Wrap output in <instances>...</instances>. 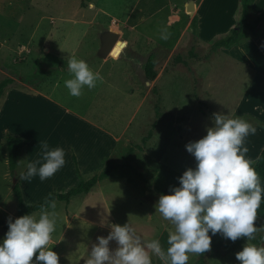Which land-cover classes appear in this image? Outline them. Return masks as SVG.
<instances>
[{
    "label": "rangeland",
    "instance_id": "rangeland-1",
    "mask_svg": "<svg viewBox=\"0 0 264 264\" xmlns=\"http://www.w3.org/2000/svg\"><path fill=\"white\" fill-rule=\"evenodd\" d=\"M188 2L192 12L186 11ZM263 9L264 0H253L247 24ZM238 20V0H0V81L11 80L6 90L29 91L27 87L34 85L60 107L46 100L36 106L30 98L19 102L22 117L15 120L26 121L23 133L33 134L37 152L23 149L14 172L0 182L4 206L0 220L15 219L16 200L10 191L14 183L23 203L31 205L47 193H64L79 180L98 174L109 161L114 169L88 193L67 204L55 201L50 250L58 254L59 264H84L97 237H107L112 224H128L142 242L158 239L166 251L173 226L155 205L161 194L179 187L178 178L186 169L195 168V158L185 146L206 135L213 114L247 115L243 118L256 133L245 138L246 158L255 160L264 144V97L248 87L249 79L264 78V16L252 32L243 31L237 44L211 48ZM165 28L171 34L167 40L160 38ZM105 31L117 34L124 45L118 56L91 60ZM243 50L251 59L247 64ZM149 54L154 56L155 77L147 82L143 65ZM72 56L103 77L93 89L85 86L79 97L70 95L64 85L71 78ZM35 111L38 122L32 130ZM91 125L111 139L108 149V143L101 142L105 137ZM43 141L50 149L64 150V166L44 181L38 175L21 180L27 163L38 159L43 163ZM69 143L75 148L74 154L68 147L70 156L65 150ZM3 152L4 144L0 158ZM71 154L76 156L77 171ZM254 226L264 227V222L256 219ZM209 235L211 250L189 253L187 264H240L236 253L247 242L264 247V230L251 241L233 242L211 231ZM4 238L0 229V244ZM117 247L116 241L109 242L110 250ZM149 254L151 264H163L150 250Z\"/></svg>",
    "mask_w": 264,
    "mask_h": 264
},
{
    "label": "clouds",
    "instance_id": "clouds-1",
    "mask_svg": "<svg viewBox=\"0 0 264 264\" xmlns=\"http://www.w3.org/2000/svg\"><path fill=\"white\" fill-rule=\"evenodd\" d=\"M170 35L165 28L160 38L167 40ZM68 72L71 78L64 85L74 97L81 96L85 86L91 90L97 81L103 82L99 72H93L75 56L68 59ZM213 118L206 135L185 146L195 158V168L186 169L178 178L179 187H173L171 194H161L155 205L173 226L166 251L158 239L142 242L128 224H112L107 237H97L84 264H151L149 250L163 264H187L189 253L202 255L211 250L209 231L235 242L238 238L254 240L255 234L264 230L254 226L264 195L252 167L260 157L246 158L249 149L244 146L245 138L254 135L256 128L241 117L214 113ZM40 147L43 163L39 159L27 163L21 180L38 175L44 181L64 166L62 148L50 149L47 141ZM55 208V200L46 199L38 215L26 214L14 221L9 218L8 231L0 244V264H33L34 256L35 264H59L58 254L49 246L55 231ZM113 240L118 245L114 251L109 248ZM236 259L240 264H264V247L247 242Z\"/></svg>",
    "mask_w": 264,
    "mask_h": 264
},
{
    "label": "trees",
    "instance_id": "trees-1",
    "mask_svg": "<svg viewBox=\"0 0 264 264\" xmlns=\"http://www.w3.org/2000/svg\"><path fill=\"white\" fill-rule=\"evenodd\" d=\"M82 1L87 2L89 0H82ZM252 2L253 0H238V9H239L238 22L235 24L233 28L229 30V33L227 35L218 37L211 43L212 49L217 50V49L230 48L231 46L237 44L242 38H244L245 36L243 32L244 30L247 29L249 32H252L253 27L256 24V22L261 17L264 16V9H263L261 14L257 18H255L251 24H247L248 9ZM154 66H155L154 56L152 54H149L143 65L144 67L143 74H144L145 81L150 82L154 79L155 77V72L153 70ZM10 83H11V80L9 79H2L0 81V99L3 96L4 89L8 85H10ZM3 142L5 145V149H6L7 168L10 172H12L15 169L16 162L21 152V149L28 143V140L21 139L10 133L5 132L3 134ZM129 153H130V150L127 152L125 157L128 156ZM257 157H260V159L257 163L253 164L252 167L258 173L259 178H260L261 187L264 188V145L261 148ZM71 160H72L75 170L77 171L74 155H71ZM113 169H114V166L108 161L103 167V169L98 174H94L85 180H79L74 187L68 189L64 193H47L44 195L43 198H41L39 201L31 205H27L23 203L18 185L14 183L11 188V192L16 200L15 219L22 215L32 214L37 211H40V206L44 203L46 199H51L57 202H63L64 204H67L72 197L88 193L98 181L106 178L109 172H111V170ZM168 194H171V193L168 192ZM15 219H12V220L14 221ZM257 219L264 222V195H262L260 208L257 210ZM0 229L3 233L6 234V232L8 231V220L7 221L0 220ZM228 245L230 244H225L224 246H228Z\"/></svg>",
    "mask_w": 264,
    "mask_h": 264
},
{
    "label": "crops",
    "instance_id": "crops-1",
    "mask_svg": "<svg viewBox=\"0 0 264 264\" xmlns=\"http://www.w3.org/2000/svg\"><path fill=\"white\" fill-rule=\"evenodd\" d=\"M96 52H97V50H95L93 52L94 55L91 54V56H92L91 60L99 61L100 58L97 57ZM247 54H248L247 51L243 50V56H245L244 57V62H243L244 64H247V60L248 59L251 60ZM254 59H256V57H254ZM257 64L259 66H263L262 64H259V63H257ZM121 71H122V69H120V72ZM262 72H264V70H262ZM121 74H122V72H121ZM26 83L29 84V85L32 84V83H29L27 81H26ZM8 86H10V85H8ZM31 86L27 87L29 89V91L16 90V89H8V90L4 89L5 91H3V96L0 99V147L2 146V144H4V142H3V134L5 132H7V133H10V134H12V135H14L16 137L21 138V139H27L28 140V143L21 149V151L24 149V151L27 152L30 149L31 150L30 154L31 153L34 154L35 152H37V150L35 148L36 145H32L33 140H34L33 134L31 136H27V135H25V133H23L24 130L22 128V126H23L22 122L24 121V125L27 128L26 121L24 119H22V122L20 120H15V118L16 119H18V118L21 119V117H22L21 113H20V110H18V108H17L19 106V102L22 99H24V98H30L33 102H35L36 106L38 104V101H40V103L42 104L43 102H45V100L47 102L49 101L48 103H52L53 105L54 104L57 105V104L53 100L50 101L48 98L45 99L44 96L41 94V92L39 90H37V88L34 85H31ZM248 87L253 93L259 94V95L264 97V78L261 79L259 77H256L255 79L254 78L253 79H249ZM57 107H59V106L57 105ZM64 113H65V111H64ZM233 116L237 117L235 115H233ZM243 116L246 117L247 115H245V114L241 115V118H243ZM74 117L78 119L77 116H74ZM245 119H247V118H245ZM34 120L35 121H34V123L32 125V130H35L37 128V122H38V112L37 111H35ZM42 121H43V119H42ZM82 122L86 123L87 125H90L86 121H82ZM91 127L93 128L92 125H91ZM93 129H95V128H93ZM95 130L99 134H101L102 136L105 137V140L101 141V142H103V145L108 143V147L106 148V149H108L109 146L111 145V139L106 134L101 133L97 129H95ZM69 146H71V149H72L73 153L75 154V148L73 147L72 143H69L68 146L65 147V150H66V153L68 154V156H70L69 153H68V147ZM74 154H71V155H74ZM76 160L77 159H76V156H75V161ZM70 161L72 162L71 159H70ZM16 164H17V162H16ZM73 169H74V166H73ZM9 172L10 171L8 170L7 164H6V149H5V152L2 153V156L0 158V182H4V181L7 180V178L9 177ZM13 172H14V170H13ZM76 180H77V178H75V181ZM73 185H74V181H73ZM10 191H11V188H10ZM1 202L2 201H0V210L3 211L4 206H2Z\"/></svg>",
    "mask_w": 264,
    "mask_h": 264
},
{
    "label": "water",
    "instance_id": "water-1",
    "mask_svg": "<svg viewBox=\"0 0 264 264\" xmlns=\"http://www.w3.org/2000/svg\"><path fill=\"white\" fill-rule=\"evenodd\" d=\"M193 6L191 2L186 5V11L192 12ZM117 34L105 31L99 35V48L97 49L96 55L100 59H104L107 56L115 54L118 56L124 43L117 39Z\"/></svg>",
    "mask_w": 264,
    "mask_h": 264
}]
</instances>
